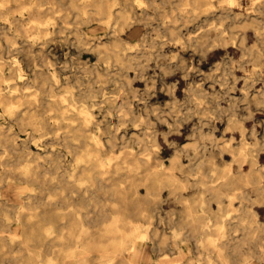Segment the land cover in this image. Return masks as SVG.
<instances>
[{"label":"clouds","instance_id":"9594fccd","mask_svg":"<svg viewBox=\"0 0 264 264\" xmlns=\"http://www.w3.org/2000/svg\"><path fill=\"white\" fill-rule=\"evenodd\" d=\"M0 264H264V0H0Z\"/></svg>","mask_w":264,"mask_h":264}]
</instances>
